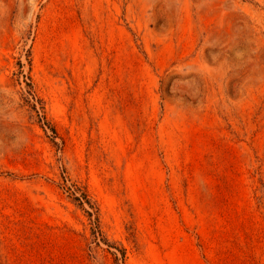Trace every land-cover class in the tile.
<instances>
[{
	"label": "rangeland",
	"instance_id": "obj_1",
	"mask_svg": "<svg viewBox=\"0 0 264 264\" xmlns=\"http://www.w3.org/2000/svg\"><path fill=\"white\" fill-rule=\"evenodd\" d=\"M0 264H264V0H0Z\"/></svg>",
	"mask_w": 264,
	"mask_h": 264
},
{
	"label": "trees",
	"instance_id": "obj_2",
	"mask_svg": "<svg viewBox=\"0 0 264 264\" xmlns=\"http://www.w3.org/2000/svg\"><path fill=\"white\" fill-rule=\"evenodd\" d=\"M54 132V130H52Z\"/></svg>",
	"mask_w": 264,
	"mask_h": 264
}]
</instances>
